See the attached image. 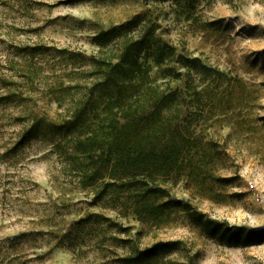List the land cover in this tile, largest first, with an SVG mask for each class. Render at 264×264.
<instances>
[{
	"label": "rangeland",
	"instance_id": "374dc122",
	"mask_svg": "<svg viewBox=\"0 0 264 264\" xmlns=\"http://www.w3.org/2000/svg\"><path fill=\"white\" fill-rule=\"evenodd\" d=\"M137 15L178 55L197 59L188 73L173 64L179 80L151 65L153 86L180 92L187 141L183 169L162 186L198 213L253 232L257 244L227 247L181 211L140 219L116 192L93 202L94 187L83 188L60 153L70 151L69 139L48 131L18 145L16 119L26 112L0 102V264H121L132 244L176 240L186 252L153 264H264V0H0V78L32 99L38 116L61 124L67 116L53 84L80 83L82 75L55 49L89 58L99 30ZM35 46L43 52L19 51ZM6 91L0 85V97Z\"/></svg>",
	"mask_w": 264,
	"mask_h": 264
},
{
	"label": "trees",
	"instance_id": "16d2710c",
	"mask_svg": "<svg viewBox=\"0 0 264 264\" xmlns=\"http://www.w3.org/2000/svg\"><path fill=\"white\" fill-rule=\"evenodd\" d=\"M83 1L68 0L71 4ZM218 23L206 26L216 27ZM94 41L98 50L89 58L55 49L64 66L82 75L80 83L65 87L60 81L53 84L54 102L57 108L65 109L67 116L61 124L38 116L32 99L23 97L11 79L0 78L1 87L7 90L0 97L1 104H14L26 112L16 119L23 124L17 144L38 139L48 131L51 139L52 135L69 139L70 151L60 153L72 160L81 186L94 187L93 202L116 192L140 219L158 222L181 211L205 236L227 247L257 244L253 232L198 213L190 203L170 197L162 186L183 169L187 141L179 130L180 92L168 86H153L151 65L159 69L161 76L179 80L182 75L173 64L185 67L188 73L195 70L197 59L178 55L174 47L157 37L156 27L145 15L99 30ZM43 50L35 46L19 51L32 55ZM28 72V78L33 76L32 70ZM260 120L264 125V116ZM179 250H187L179 240L159 241L141 249L132 244L120 261L153 264Z\"/></svg>",
	"mask_w": 264,
	"mask_h": 264
}]
</instances>
